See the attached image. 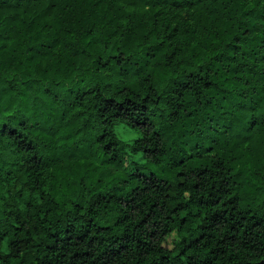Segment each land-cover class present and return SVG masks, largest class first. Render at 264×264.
Listing matches in <instances>:
<instances>
[{"label":"clouds","instance_id":"clouds-1","mask_svg":"<svg viewBox=\"0 0 264 264\" xmlns=\"http://www.w3.org/2000/svg\"><path fill=\"white\" fill-rule=\"evenodd\" d=\"M53 2L55 12L46 3L36 5L37 20L54 21V29L46 37L40 35L39 26L35 34L21 36L7 20L0 22V236L9 232L0 244V264H20L7 254H16L9 247V240L16 239L9 225L15 224L17 214L28 219L24 212L32 210L25 208L32 197L21 195L25 181L34 191L44 192V200L37 194L33 206L54 204L61 222L66 215L84 221L89 208L102 207L100 202L113 192L127 196L139 205L127 223L120 219L116 205L103 212L97 208L103 217L97 223L115 229L100 235L114 239L134 227L150 208L143 201L151 200V195L145 197L140 188L132 192L139 183L128 178L129 171H136L133 162L164 178L181 170L188 173L189 166L181 161L189 152L203 151L209 143L222 140L242 143L250 139L247 121L264 117V0ZM130 8L134 9L131 14ZM172 28L187 29L189 34L177 36ZM88 29L95 49L85 51L81 39L87 37ZM69 31L71 36L65 38ZM37 38L45 40V47L37 44L28 52ZM65 45L70 56L65 54ZM162 49L167 56L161 54ZM37 52L56 56L57 61L48 66L32 65L26 57ZM105 62L104 70L98 71ZM157 62L164 67L160 79L148 71ZM209 77L215 80L211 87L206 86ZM261 141L264 143V136ZM21 144L26 151L18 147ZM70 158L74 165L70 166ZM261 159L253 172L261 179L250 178V183L256 191L264 192V156ZM23 167L31 168V174L22 172ZM225 172L218 166L212 175L226 180ZM207 190L219 195L210 185ZM207 190L200 194L207 197ZM195 195L189 193L181 199ZM256 203L264 206V198ZM169 210L157 204L150 219L163 221ZM52 227L60 230L57 223ZM147 227L119 241L127 244L122 252L114 251L118 245L104 251L110 241L105 245L94 242L95 250L89 252L85 264H147L134 239L143 240ZM250 241L264 249V230H257ZM39 247L37 251L24 246L19 256L28 258L29 264H38L34 256L42 264H64L60 257ZM206 255L208 264H214L213 254ZM230 255L231 251L218 264H231ZM258 255L264 257V252Z\"/></svg>","mask_w":264,"mask_h":264},{"label":"trees","instance_id":"trees-1","mask_svg":"<svg viewBox=\"0 0 264 264\" xmlns=\"http://www.w3.org/2000/svg\"><path fill=\"white\" fill-rule=\"evenodd\" d=\"M42 3L48 4L55 12L53 0H15L13 4H9L8 0H0V22L7 20L16 29L17 35L21 36H27L29 32L35 34L39 26L40 35L46 37L54 29V21L46 23L45 19H36V5ZM128 11L131 14L134 9L130 8ZM207 23L205 20V24ZM192 31L195 32V29ZM245 31L247 32L248 29ZM172 32H175L177 36H188L189 34V30L182 28H172ZM229 35L231 36V33ZM69 36H71V31L64 34L65 38ZM92 37L93 33L91 29H88L87 37L81 39L85 51L90 47L95 49ZM204 42L208 43L207 36L204 37ZM37 44L45 47V40L37 38L32 46L27 48V51L31 52L32 47H36ZM64 47L65 54L70 56L67 45ZM91 54L89 53L86 59L90 58ZM161 54L167 56L163 49ZM174 54L179 55V53ZM26 59L32 65L42 64L43 66L57 61L56 56H41L39 52ZM75 62L80 63V60L77 59ZM105 65L106 62L101 64L98 71H103ZM148 71L154 73L155 79L163 78L165 75L164 67L160 62L156 63L155 68L149 66ZM214 83L215 80L209 77L206 86L211 87ZM217 99H220L219 94ZM247 133L250 139H245L242 143L222 140L219 143H209L203 151L189 152L187 158L181 161L182 165L189 166L188 173L181 170L177 171L175 176L164 178L157 176L154 170L145 171L143 164L133 162L136 171H129L128 178L130 181L139 183L132 189V192L135 193L136 189L140 188L145 197L151 195V200L143 201L149 204L150 208L142 218L138 219L134 227L127 229L124 234L116 235L114 239L100 235L101 232H114L115 229L112 225L97 223L98 219L103 218L97 211L99 206L89 208V215L84 221H80L76 215H66L61 222L58 219L59 209L55 208L54 204L53 206L47 203L42 207L33 206L32 201L37 194L40 200H44V192L34 191L25 181L21 195L26 194L32 197L25 202V208L32 210L24 212V216L28 219H21L17 214L15 224L9 225L11 235L16 237V239L9 240V247L13 248L16 254L9 252L7 255L12 260H19L20 264H29L28 258L19 256L24 246L31 245L36 247L37 251L40 250L39 246H43L50 254L60 257L64 264H85V260L90 259L89 252L95 250L94 242L97 245H105L107 241H110L104 251H109L112 245H118L114 251L122 252L127 248V244H118V242L128 239L131 232H136L142 226L149 225L144 228L146 236L143 240L134 238L140 255L147 261V264H208L206 253L209 252L213 254L214 264H218L221 257L230 251L232 255L228 256V261L231 264H264V257L258 255L264 252V249H257L256 245L250 241V236L257 230H264V223H262L264 222V206L256 203L257 200L264 198V192L256 191L250 183V178L252 180L261 179L253 176V172L261 165V158L264 156L262 152L264 143L261 141V137L264 136V117L257 116L255 119H249ZM18 147L21 151H26L22 144ZM75 163L70 158V166ZM218 166L226 170L224 173L227 176L226 180L214 179L212 174L217 171ZM21 171L31 174L29 167H23ZM218 184L223 191L217 187ZM225 184L228 186L224 187ZM208 185L211 189H216L219 195L214 196L211 190H207ZM203 190H207V197L213 198L208 199L201 195ZM189 193H196V195L189 196L187 200L181 199ZM249 195L254 199L249 201L247 199ZM136 199V196H132V200ZM100 204L102 207H99V212H103L105 208L111 210L113 205L119 207L122 214L120 219H123L125 223L131 219L132 210L139 207L138 204L129 201L127 196L118 195L116 192ZM157 204L170 209L163 221L156 218L150 219L151 212L157 208ZM70 207L76 206L71 205ZM54 211L57 213L56 216H53ZM241 212L244 215H241ZM120 219L116 220V224L120 223ZM53 223L60 225L59 231L52 227ZM28 224L32 227L27 228ZM177 224L179 226H176ZM42 226L52 228V230L40 231ZM250 227L253 230L252 233H249ZM8 235L9 232L5 231L0 236V244L7 239ZM170 238H172V245L169 243ZM33 241L37 243L33 245ZM254 253H257L255 258H253ZM148 257L152 259L148 260ZM33 259L38 264H42L39 257L34 256Z\"/></svg>","mask_w":264,"mask_h":264},{"label":"rangeland","instance_id":"rangeland-1","mask_svg":"<svg viewBox=\"0 0 264 264\" xmlns=\"http://www.w3.org/2000/svg\"><path fill=\"white\" fill-rule=\"evenodd\" d=\"M169 243H171V245H172V238L169 239Z\"/></svg>","mask_w":264,"mask_h":264}]
</instances>
